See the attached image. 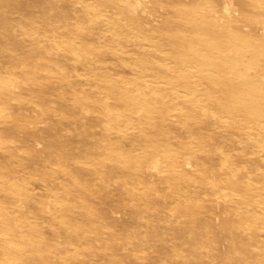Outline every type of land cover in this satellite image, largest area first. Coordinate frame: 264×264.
<instances>
[{
	"label": "rangeland",
	"instance_id": "obj_1",
	"mask_svg": "<svg viewBox=\"0 0 264 264\" xmlns=\"http://www.w3.org/2000/svg\"><path fill=\"white\" fill-rule=\"evenodd\" d=\"M138 1L0 0V264H243L237 241L264 254V132L231 149L210 137L240 118L218 113L220 72L200 64L219 55L192 45L208 15L229 27L219 40L250 37L244 72L262 96L264 0H229L231 14Z\"/></svg>",
	"mask_w": 264,
	"mask_h": 264
},
{
	"label": "bare ground",
	"instance_id": "obj_2",
	"mask_svg": "<svg viewBox=\"0 0 264 264\" xmlns=\"http://www.w3.org/2000/svg\"><path fill=\"white\" fill-rule=\"evenodd\" d=\"M158 1L159 0H153L152 9L156 7V4H158ZM170 1L173 4L175 3V1L177 2V0H170ZM223 1L225 2L227 6L226 8L227 14H231L232 13V10H230L232 8L231 3L229 2V0H222V2ZM138 4H139V1L134 0V3L133 4L131 3V6H125V7L120 6V8L118 9L121 12L129 10L128 11L129 13H133L134 10L138 9L137 8ZM172 7L178 10V12L176 13L177 19H180V17H182L185 19L182 21H185V22L188 21L186 20L185 13L182 12L183 10L177 9L175 5ZM70 13L71 12H69L68 14ZM187 14L189 13L187 12ZM127 17L131 21H134L137 19L136 17H134V15L131 16L130 14ZM141 17L142 15L140 16L141 21H138V22L144 23L145 20L143 17L142 18ZM201 19H202V23L198 26H201L202 28L206 30V35H202V36L197 35L196 37L192 38V45H195V46L198 45V47H200L201 49H204L206 51L208 50L209 52L211 51L212 54L213 52H215L216 55L217 54L219 55V57H217L215 61L214 60L213 62L211 61L210 64L200 62V64L203 67H205L208 71L214 72L215 70H217L218 72H220L219 74L220 77H215L216 79L207 81L209 82V84H212V85L215 84L216 90L221 92L222 104H217L216 110L218 111V113H225L224 115H228V116H239L240 118L239 127L236 125L235 126L233 125L230 127L228 126L227 123H224L223 121V124L219 126L217 130L213 131L214 133L211 130H209L210 137L214 138L216 136V141H217L219 140V138L222 139V137L220 136H222L223 134L227 136H231L235 134L237 135V134H240V132L244 134L245 128H248V132L250 134H262L264 132L261 127V124L263 121L261 120L259 121V117L264 115V107L260 106L259 102H257V104H253V101L255 99L259 100L260 98H263L264 94H262L263 91L261 92L262 96L259 94V92L256 89V84L254 83V81H252V79L250 78V75L246 74L245 73L246 71L244 72V69H245V63H244L245 56L244 55L246 52H248V49L244 48V44L248 43V40H252V39L246 36L243 37L244 34L238 32L237 36L233 39L219 40L218 38L228 35L229 27L228 29L224 28L223 26L219 24L222 19L219 20L220 21L219 22L217 18L213 19L209 15L206 17H201ZM225 21H226V18H225ZM162 23L164 24L165 22H155V23L150 22V24L156 25L157 27L162 25ZM49 30L53 33L59 32L60 34H64V31H65V29H63L60 26L59 28H56L55 25L52 26V28H49ZM158 33H159V42H157V44L159 46H162L165 44V41L169 40V37L167 35H163V33H165L163 30H158ZM214 42H215L216 51L211 50L214 47ZM194 56H195V61L197 62L198 61L197 58L199 56L196 53H194ZM28 57L30 58V59L28 58V61L31 60V56H28ZM210 60H212V57H210ZM24 61L26 62V58H24ZM33 68L39 69V64L33 66ZM236 75H238L239 78L244 81L241 85L237 86ZM36 87H39V85ZM65 89L67 90V86L65 87ZM34 93L36 94L30 95V97L28 96L27 99H30V100L37 99V97L40 94H43L44 92L39 91V92H34ZM238 97H239V100L242 101L239 103V107L231 106V105L230 106L226 105L224 107L222 106L225 102H229L230 100L236 99ZM48 114L49 115L53 114V112L51 113V111L48 110ZM160 128L165 129L164 126H160ZM214 139L212 142H214ZM225 144L228 145L230 149L231 147L236 148L240 145L237 140H233L232 136L225 141ZM235 158H238V157H233V159ZM224 161L225 162L227 161V163L230 162V160H224ZM239 162L240 160L238 158L236 162L237 168H232L233 169L232 171L234 172L232 176H233V179L236 180L235 184L238 187V189L241 192H243V184L241 183L243 176H242V173H240L242 171L241 170L242 164H238ZM155 167L157 166L155 165ZM243 195H244V192H243ZM239 218H242V216H239ZM236 243L237 244L234 245V248H235V251L238 252L237 254L241 256L242 260H244L243 264H264V254L263 255L258 254L260 256L259 257L257 256L256 258L257 261H255L252 256L247 255L248 249L246 246H247V243L249 242L240 241V243H238L237 241ZM239 245H246V246L241 247ZM249 251H251V254L255 255L251 249ZM229 264H233V262Z\"/></svg>",
	"mask_w": 264,
	"mask_h": 264
}]
</instances>
